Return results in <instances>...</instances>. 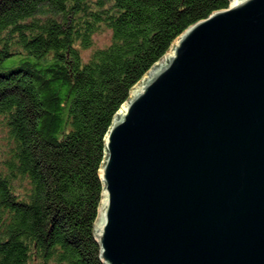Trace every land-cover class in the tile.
<instances>
[{"label":"water","instance_id":"95a60500","mask_svg":"<svg viewBox=\"0 0 264 264\" xmlns=\"http://www.w3.org/2000/svg\"><path fill=\"white\" fill-rule=\"evenodd\" d=\"M104 264H264V0L189 25L105 136Z\"/></svg>","mask_w":264,"mask_h":264},{"label":"trees","instance_id":"16d2710c","mask_svg":"<svg viewBox=\"0 0 264 264\" xmlns=\"http://www.w3.org/2000/svg\"><path fill=\"white\" fill-rule=\"evenodd\" d=\"M229 3L0 0V264H104L93 229L113 117L179 34Z\"/></svg>","mask_w":264,"mask_h":264},{"label":"rangeland","instance_id":"374dc122","mask_svg":"<svg viewBox=\"0 0 264 264\" xmlns=\"http://www.w3.org/2000/svg\"><path fill=\"white\" fill-rule=\"evenodd\" d=\"M112 38V32L111 30H103L101 32H98L95 34V45L96 47H102L107 45ZM90 52V50L88 51Z\"/></svg>","mask_w":264,"mask_h":264}]
</instances>
